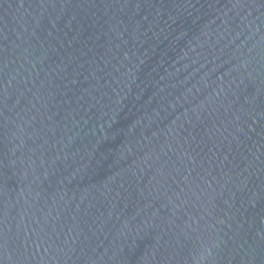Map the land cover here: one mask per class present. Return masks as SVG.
<instances>
[{
	"label": "water",
	"instance_id": "obj_1",
	"mask_svg": "<svg viewBox=\"0 0 264 264\" xmlns=\"http://www.w3.org/2000/svg\"><path fill=\"white\" fill-rule=\"evenodd\" d=\"M0 264H264V0H0Z\"/></svg>",
	"mask_w": 264,
	"mask_h": 264
}]
</instances>
